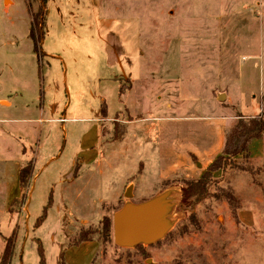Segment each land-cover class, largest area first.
Here are the masks:
<instances>
[{
    "label": "rangeland",
    "instance_id": "obj_1",
    "mask_svg": "<svg viewBox=\"0 0 264 264\" xmlns=\"http://www.w3.org/2000/svg\"><path fill=\"white\" fill-rule=\"evenodd\" d=\"M2 98L0 256L14 231L10 264H39L37 239L45 264H264V131L213 173L209 197L180 205L235 115L264 111V0H0ZM87 143L101 163L79 165L71 188ZM29 161L21 197L16 168ZM167 187L177 194L163 239L142 249L108 239L103 217ZM83 230H97L93 240L72 244Z\"/></svg>",
    "mask_w": 264,
    "mask_h": 264
},
{
    "label": "trees",
    "instance_id": "obj_2",
    "mask_svg": "<svg viewBox=\"0 0 264 264\" xmlns=\"http://www.w3.org/2000/svg\"><path fill=\"white\" fill-rule=\"evenodd\" d=\"M29 34L32 38H34V31L32 27L30 28ZM235 117V122L225 132L224 143L220 154H218L215 159L212 160V162L206 167V170L202 172L198 178L184 181V186L181 188L180 205H183L185 208H192L194 204L210 196L208 186L212 181V175L214 172L224 169V166L227 164V157L233 158L238 155L247 157L249 152V144L251 141L262 136L264 131V111L260 112L256 116H244L238 112ZM230 166L235 167V165L232 163H230ZM31 171V161L23 165L18 171L21 197L24 196V189L30 178ZM225 196L228 197L229 200L231 199V196L228 193H225ZM50 202L51 197H49L47 205L43 209L42 214L36 219L35 226L39 225L44 220L46 208L50 205ZM111 220L112 218L109 216L103 217L101 220V225L105 229L108 239H111ZM190 220L192 222L195 221L193 217ZM96 231L97 230H94L92 232L95 233ZM92 232H88L87 230L79 231V238H77L72 244L93 240L88 234ZM14 239L15 237L13 231V233L5 240V244L0 256V264H10L14 249ZM36 242L37 252L39 255V264H45L42 244L39 239H37ZM136 248L142 249L143 246L138 245ZM61 264H64L62 260Z\"/></svg>",
    "mask_w": 264,
    "mask_h": 264
},
{
    "label": "water",
    "instance_id": "obj_3",
    "mask_svg": "<svg viewBox=\"0 0 264 264\" xmlns=\"http://www.w3.org/2000/svg\"><path fill=\"white\" fill-rule=\"evenodd\" d=\"M176 194L175 188L167 187L139 202L124 201L112 215L114 244L131 248L151 245L163 239L172 226ZM126 197L129 198V195L126 194Z\"/></svg>",
    "mask_w": 264,
    "mask_h": 264
},
{
    "label": "crops",
    "instance_id": "obj_4",
    "mask_svg": "<svg viewBox=\"0 0 264 264\" xmlns=\"http://www.w3.org/2000/svg\"><path fill=\"white\" fill-rule=\"evenodd\" d=\"M125 73L123 72V75H124ZM121 85H122V82H121ZM132 88V87H131ZM131 88H127V89H131ZM0 103L1 104H3V105H6V106H9L10 104H11V102H10V100H8V99H5V98H2V99H0ZM129 115H130V113H129ZM131 116V115H130ZM133 117V116H132ZM140 117V115H137L136 117L134 116L133 117V119H131V120H129V121H126L127 122V124H135V123H137L138 122V120H141V118H139ZM228 130V129H227ZM226 130V131H227ZM101 131H102V127L101 126H98L97 127V131H96V136H95V140H94V147H96V146H98V144H100V141H101ZM259 139V138H258ZM257 138H255V139H253V140H258ZM119 140V139H118ZM224 143V142H223ZM223 146V145H222ZM83 148H84V150L82 151V152H80L79 154H78V157H77V160L75 161V170H74V173L69 177V181L67 182V184H69L70 186H71V188H72V185H73V183H74V181H75V176L77 175L76 174V170H77V167L80 165V166H87V165H89V164H93V163H96V164H100L101 163V159H99V154L98 153H96L95 151L93 152V150L90 148V145L88 146V143H87V145H83ZM222 149V148H221ZM25 150H26V148H25V146H23L22 147V152H25ZM95 153V154H94ZM190 154H191V156H192V159H194L195 160V157L197 158V156L195 155V153H193V152H190ZM193 156H194V158H193ZM212 162V160L210 159V160H207V161H205L204 162V165L207 167L210 163ZM26 164V162L23 164V165H25ZM22 165V166H23ZM21 165L20 166H17V168H16V173H17V186H18V195L20 194V188H19V181H18V171H19V169L22 167ZM140 167H141V169H140ZM143 167H144V164L142 163V162H140V164H139V169L140 170H138V172L140 173V172H142V169H143ZM191 168V167H190ZM188 170H190L189 168H188ZM172 176H176V173H174V175H171L170 177H166L165 175H163V177H161V181H166V180H168L169 178H171ZM132 182H130L129 181V184H131ZM77 194H78V191H77ZM14 195H15V193L13 194V197H14ZM17 195V196H18ZM18 198V197H17ZM17 198H15V199H17ZM10 205V202H9V204H7V208H8V206ZM81 219V221L83 222V221H87L88 219L86 218V217H84V216H82L81 215V217H80ZM70 221H72V218L71 219H69ZM84 242H91V241H84Z\"/></svg>",
    "mask_w": 264,
    "mask_h": 264
}]
</instances>
